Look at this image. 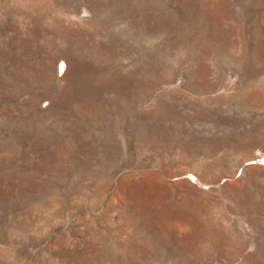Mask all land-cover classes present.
Here are the masks:
<instances>
[{
    "label": "rangeland",
    "instance_id": "rangeland-1",
    "mask_svg": "<svg viewBox=\"0 0 264 264\" xmlns=\"http://www.w3.org/2000/svg\"><path fill=\"white\" fill-rule=\"evenodd\" d=\"M0 264H264V0H0Z\"/></svg>",
    "mask_w": 264,
    "mask_h": 264
},
{
    "label": "bare ground",
    "instance_id": "bare-ground-1",
    "mask_svg": "<svg viewBox=\"0 0 264 264\" xmlns=\"http://www.w3.org/2000/svg\"><path fill=\"white\" fill-rule=\"evenodd\" d=\"M58 65H59V76L65 77L69 71V64L67 60L64 58H59Z\"/></svg>",
    "mask_w": 264,
    "mask_h": 264
}]
</instances>
